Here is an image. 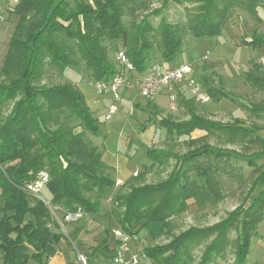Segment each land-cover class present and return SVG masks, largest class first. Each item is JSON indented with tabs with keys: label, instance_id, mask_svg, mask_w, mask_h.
<instances>
[{
	"label": "trees",
	"instance_id": "1",
	"mask_svg": "<svg viewBox=\"0 0 264 264\" xmlns=\"http://www.w3.org/2000/svg\"><path fill=\"white\" fill-rule=\"evenodd\" d=\"M152 1L84 0L72 4L70 0H21L15 5L13 12L19 22L0 69V255L5 264H28L31 259L46 264L48 245L66 236L45 202L27 190L42 171L49 174L43 190L60 218L79 210L109 217L133 237L142 226L161 222V236L167 241L145 248L151 264H214L232 245L236 248L232 264L247 263L252 240L264 221V187L253 196L258 184L264 185V163L249 159L255 178L248 199L226 218L174 233V218L193 205L206 207L224 198L216 176L221 167L195 161V157L213 154L225 158L228 154H214L206 144L184 155L149 148L151 164L119 185L112 205L105 210L104 200L116 186V168L103 161L104 145L93 139L100 136V120L73 80H57L68 78L69 69L93 84L109 80L119 72V52L139 73L157 60L158 53L164 62H174L185 51L197 49L201 39L220 37L238 9L264 24L258 13L264 0H158L161 7L138 22H125V16L147 10ZM171 3L188 4L187 20L173 23L163 19L155 26L151 17L159 16ZM119 41L122 45L117 48ZM243 42L255 50L264 48V31L254 32ZM109 45L115 51L114 60ZM244 81L264 92V64L254 62ZM205 86L215 103L231 100L225 90L208 85L207 79ZM195 102L190 98L180 103L189 118L159 120L170 140L187 136L185 142L195 145L220 133L232 145L259 147L253 157L264 155V98L244 106L257 119L251 126L207 118L196 112ZM195 131L206 133L194 137ZM171 158H176V165L167 177L148 182L147 177ZM106 242L101 247L111 260L113 245ZM201 248L197 255L195 251Z\"/></svg>",
	"mask_w": 264,
	"mask_h": 264
},
{
	"label": "rangeland",
	"instance_id": "2",
	"mask_svg": "<svg viewBox=\"0 0 264 264\" xmlns=\"http://www.w3.org/2000/svg\"><path fill=\"white\" fill-rule=\"evenodd\" d=\"M70 1L72 4H76V2L84 0ZM187 5L188 4L178 5L171 3L169 6L162 9L159 16L151 17V21L155 26L159 25L163 19L173 23H184L187 20ZM158 7H161L160 2L158 0H153L146 6L147 10L141 8L133 16H125V22L127 24L132 23L134 20L138 22L146 13H151V11ZM258 13L259 16L264 19V1L262 6L258 8ZM263 31V23L256 20L247 12L238 9L229 20L220 37L203 38L198 42L197 49L194 48V50L192 49L191 51L184 52L191 54L194 58L196 57L193 63V66L197 69L195 76L198 75L205 89L204 79H207L208 85L225 90L231 98V100L225 98L219 103H215L212 100L209 104L205 105L195 102L194 107L197 113L229 125L242 121V124L251 126L254 121H257L256 117L251 116L250 113L245 110L244 106H248L254 102H260V100L264 98V92L255 90L245 84L244 74L252 68L254 62L264 64V48L255 50L246 46L243 41L250 40L254 32ZM121 45L122 42L119 41L115 46L118 48ZM246 48L248 50H246ZM109 49L110 57L114 60L115 51L112 49L111 45H109ZM212 58H218L220 61L219 64L212 68L205 66L206 60ZM160 59L158 53L157 60ZM189 59L191 60V57H189ZM174 62H182V57H178ZM187 65H190L193 72L195 71L192 64ZM76 72L75 69H69L67 73L68 78L60 77L57 80L62 81L71 79L73 81H78V74ZM90 84L89 82L85 83V85ZM92 85L96 91L95 84ZM110 99V96L103 99L105 106L108 108L112 103V99L111 101ZM156 104L160 107H155ZM104 109H102V111ZM159 118L185 120L189 118V115L184 105L176 110H172L169 99L165 94L157 96L152 100L145 99L139 94H136L130 102L126 98H122L120 106L112 116L111 121L107 120L106 114L100 117V138L97 137L93 139L100 146L104 143L103 145L106 149L107 143L110 144V142H112V139L109 138L108 135V126L112 124L116 129L120 131L123 130L125 134L121 138L122 142L120 140V154L130 161V166H137L141 169L140 173L151 164V160L148 156L149 148L170 149L178 155H184L188 154L190 150L195 149L196 146L201 144L203 146L206 144L209 145L211 151H214V154H228L225 158L222 157V155L215 157L213 154H210V156L204 154L195 157V161L202 163L215 162L221 167L216 176L221 182L224 198L220 202L206 207L193 205L187 212L174 218V233H180L190 226H209L226 218L229 212L248 199L250 188L255 178L252 174L254 167L249 164V159L253 158L258 165L264 163V155L253 157L254 151L259 147L244 149L241 146L232 145L228 143L220 133L211 134L208 136L207 140L195 145L185 142L187 136L170 140L167 136L166 129L159 126V120H161ZM205 133L204 131H195L193 132V136L200 137L205 135ZM261 135L264 137V131H261ZM113 147L116 148L115 144H113ZM201 149L205 150V148ZM175 165L176 158H171L166 165L158 168V172L148 176L147 181L158 182L163 180L172 171ZM223 167H225L227 171L229 170V172H225ZM263 187L264 185L259 183L253 196L261 191ZM118 190L119 186H115L109 193L107 199L104 200L105 210L109 209L112 205V199ZM42 194L49 199V194L46 189L43 190ZM83 221L86 223L87 219ZM97 223L111 225V220L108 219V217L102 216L101 218H96V224ZM70 226V223H65L64 229L61 228L60 231L64 234H66V232L69 233L71 230ZM162 228L163 225L161 222H152L142 226L136 234V237L133 238L130 243L131 249L134 250L137 248L135 250L144 252L145 248L150 245L166 242L167 238L161 236ZM258 232L259 235L252 240V247L248 254L246 264H264V221L259 224ZM232 236L235 237V231L232 232ZM102 237L105 236H97L98 240ZM235 249V246L232 245L228 249L226 256L224 258H217L214 264H232L235 261ZM102 250L100 260L103 261L102 258H104L106 264H108V262L110 263L106 251L104 249ZM201 251L202 248L197 249L195 253L199 255ZM84 255L89 259L88 253H84ZM0 264H5L1 255Z\"/></svg>",
	"mask_w": 264,
	"mask_h": 264
},
{
	"label": "crops",
	"instance_id": "3",
	"mask_svg": "<svg viewBox=\"0 0 264 264\" xmlns=\"http://www.w3.org/2000/svg\"><path fill=\"white\" fill-rule=\"evenodd\" d=\"M14 8L15 5L11 4L9 0H0V69L3 67L5 63L11 38L19 22V16L13 12ZM247 48L246 50H248ZM179 57H182V62L180 63L164 62L162 59H160V60H154L152 64H157L158 66L164 69H171V68L179 67L183 64H192L193 66V63L196 60V57L194 58V56H191V54L189 53H183ZM189 57H191V60L189 59ZM206 61L207 62L205 66L211 68L213 66L216 67L220 62L218 58H212ZM193 68L195 70L194 74H196L197 69L195 68V66H193ZM76 73L78 74V81H73V82L76 83L81 89V91L84 93L89 107L94 112L96 117H98L100 120V117L103 114L107 115L108 107L105 106L103 100L107 96H101L98 93H96L94 87H92L93 82L83 79L78 72ZM136 75L142 76L143 73H136ZM196 78L199 81V83H201V85L204 86L203 82L199 80L198 75L196 76ZM88 82L91 84L85 85V83ZM136 94L137 93L135 91H125L123 94V98H126L130 102ZM190 98L191 96L186 90H181V95L179 98L177 109L181 107L180 103L183 99H190ZM155 107H160V106L156 104ZM102 109L104 110L102 111ZM108 129H109L108 135L109 138L112 139V142H110V144L107 143V147L103 153L102 159L108 165L116 168V173H115L116 186H119L124 181H126L131 176H133L136 172L140 173L141 169H139L137 166L135 167L130 166V161L126 157L124 156L122 157V155L120 154V140L125 134L123 130L120 131L116 129L112 124L108 126ZM113 144H115L116 148L113 147ZM101 217L102 216L83 213V216L80 219L81 222L80 221L75 223L69 222L71 225L70 232L69 233L66 232L65 234L66 236L62 238L58 243L48 245L47 247L48 258L46 264H76L78 251L83 252V254L88 253L89 264H106L104 258H102L103 261L100 260L101 252L103 251L102 249H104L103 247H101V244L102 242H104V240L107 241L106 244L108 243L112 244V230L118 227V225L109 217L108 219L111 220V225H106L102 223L96 224V218H101ZM84 219H87L86 223H84L83 221ZM102 235H104L105 237H102L100 240H98L97 236H102ZM135 237L136 235L133 238ZM28 264H40V263L31 259ZM108 264H112L111 260L110 263L108 262Z\"/></svg>",
	"mask_w": 264,
	"mask_h": 264
},
{
	"label": "built area",
	"instance_id": "4",
	"mask_svg": "<svg viewBox=\"0 0 264 264\" xmlns=\"http://www.w3.org/2000/svg\"><path fill=\"white\" fill-rule=\"evenodd\" d=\"M17 5L21 0H9ZM119 72L109 80L95 82V88L99 95L110 96L112 103L108 108L106 118L110 120L120 106L125 91H135L143 98L152 100L165 94L170 102L172 110H176L181 90H186L191 98L202 105L212 101L211 95L199 83L190 65L183 64L176 68L164 69L157 64H151L142 76H137L133 64L123 52L116 55ZM138 175V172L134 174ZM49 181V174L42 171L37 179L28 185L27 190L31 195L39 197L49 207L53 218L64 229L65 223L78 222L83 216L82 211L67 213L64 218L57 214V208L53 207L49 199L42 196V191ZM133 236L121 227L112 230L113 256L112 264H151V259L145 252L131 249L130 243ZM76 264H89V259L82 252H77Z\"/></svg>",
	"mask_w": 264,
	"mask_h": 264
}]
</instances>
